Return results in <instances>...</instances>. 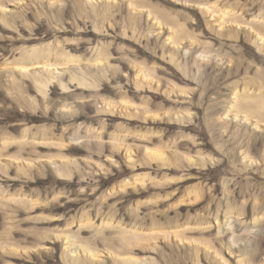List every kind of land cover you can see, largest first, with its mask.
Returning <instances> with one entry per match:
<instances>
[{"label": "rangeland", "instance_id": "obj_1", "mask_svg": "<svg viewBox=\"0 0 264 264\" xmlns=\"http://www.w3.org/2000/svg\"><path fill=\"white\" fill-rule=\"evenodd\" d=\"M0 264H264V0H0Z\"/></svg>", "mask_w": 264, "mask_h": 264}]
</instances>
